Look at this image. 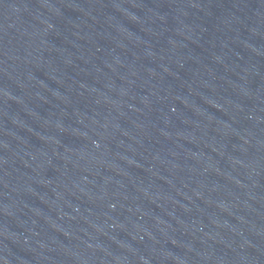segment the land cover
<instances>
[{"label": "water", "instance_id": "water-1", "mask_svg": "<svg viewBox=\"0 0 264 264\" xmlns=\"http://www.w3.org/2000/svg\"><path fill=\"white\" fill-rule=\"evenodd\" d=\"M0 264H264V0H0Z\"/></svg>", "mask_w": 264, "mask_h": 264}]
</instances>
